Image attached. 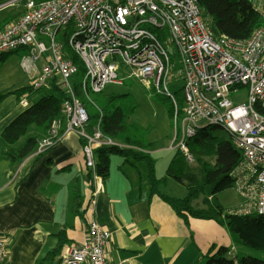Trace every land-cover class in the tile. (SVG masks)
Wrapping results in <instances>:
<instances>
[{
    "label": "built area",
    "instance_id": "1",
    "mask_svg": "<svg viewBox=\"0 0 264 264\" xmlns=\"http://www.w3.org/2000/svg\"><path fill=\"white\" fill-rule=\"evenodd\" d=\"M250 1L264 17L260 0ZM7 8L13 12L0 27V56L25 50L20 60L32 88L57 80L69 95L62 121L38 143L37 153L75 131L83 140L86 166L99 181L95 151L104 145L125 146L106 137L100 125L89 130L87 109L71 81L78 72L72 51L84 62L86 92L135 79L171 98L176 107L173 148L189 163L194 158L187 141L203 126H222L243 155L234 176L247 202L236 212L264 215V115L256 108L264 105V26L243 40L219 35L210 29L198 0H0V10ZM174 85L176 93L170 90ZM242 89L247 102L235 104L231 96ZM19 103L27 108L30 97ZM100 191L97 184L94 194ZM90 217L85 240L64 252L65 264H113L107 256L112 234ZM7 255L0 235V264H7Z\"/></svg>",
    "mask_w": 264,
    "mask_h": 264
},
{
    "label": "crops",
    "instance_id": "2",
    "mask_svg": "<svg viewBox=\"0 0 264 264\" xmlns=\"http://www.w3.org/2000/svg\"><path fill=\"white\" fill-rule=\"evenodd\" d=\"M259 4L264 8V0ZM19 104L13 94L0 103V235L8 252L7 264H38L57 245L58 240L52 235L62 227L67 228L74 244L81 243L86 238L91 214L112 234L107 256L114 264H200L217 244L230 245L231 256L239 254L233 243L234 235L226 225L196 217L184 220L158 194L151 196L140 163L133 165L114 155L120 157L115 168L118 174L113 172L111 158L110 175L96 181L86 168L83 140L75 131L67 133L44 153L34 151L16 163L3 159L2 133L26 109ZM36 134L35 127L28 137ZM22 138L20 146L26 141ZM148 141L153 144L150 153L155 159L154 154L167 149H156L154 142ZM172 160L170 157L165 171ZM157 164L156 160V174L161 178L166 173H158ZM170 179L159 188L161 194L185 198L188 190L180 183L173 186V194L163 191ZM97 184L102 191L95 195ZM77 188L82 195L83 190L86 192L79 213L72 210ZM216 199L223 206L218 195ZM193 205L204 207L203 197L194 199ZM87 206L86 213L82 212ZM80 214L87 215V220ZM221 231L227 236L225 239ZM71 245L64 246L59 258L41 264H65L63 254Z\"/></svg>",
    "mask_w": 264,
    "mask_h": 264
},
{
    "label": "trees",
    "instance_id": "3",
    "mask_svg": "<svg viewBox=\"0 0 264 264\" xmlns=\"http://www.w3.org/2000/svg\"><path fill=\"white\" fill-rule=\"evenodd\" d=\"M199 1L204 19L219 35L243 40L249 38L256 29L264 26V17L250 0ZM8 17L0 24V27L11 20L12 16ZM25 54L26 51L21 50V56ZM70 57L78 66V72L71 81L76 96L87 109L89 130L100 125L106 137L125 145L124 147L104 145L95 151L98 174L102 178L110 175L111 158L114 155L123 157L133 165L142 163L145 166L151 196L158 194L179 217L184 220H188L189 217L217 220L227 226L238 244L264 254V215L243 214L236 211L225 212L216 199L219 193L235 187L234 171L243 160L242 153L233 141L220 134L215 127L203 126L194 137L187 141L194 163H189L185 157L179 159L176 157L168 166L166 175L161 178L157 177L156 159L150 153L153 144L148 141V132L139 125L127 122L135 105L131 93H108L106 89L101 92L91 90L86 92L82 87L85 74L83 61L72 51H70ZM57 82L55 80L49 87L33 89L29 85L0 94V103L11 94L16 95L19 101L23 94L32 99L37 96V99L35 101L33 99L31 105L4 129L1 137L3 159L13 163L24 159L35 151L38 143L47 135L52 126L62 121L64 103L69 95ZM178 93L182 94L181 91ZM154 97L165 103L168 114L173 120V104L165 98L166 96L155 93ZM180 106L184 107L182 98H180ZM256 108L264 115V105L258 104ZM180 111L182 112V109ZM32 127L37 128V134L28 137L23 145L16 147L19 140L26 136ZM168 178L184 185L188 190V195L185 198H175L161 194L159 188L166 184ZM74 191L72 210L79 213L83 195L78 188ZM200 197H203L205 206H194L193 200ZM87 209L88 206L82 212L86 213ZM80 217L87 220L85 214H80ZM52 236L58 240V243L45 254L38 264L59 258L66 244H76L68 237L65 227ZM230 251L231 249L227 246H212L204 256L206 262L201 264H264V256H240L239 254L231 256Z\"/></svg>",
    "mask_w": 264,
    "mask_h": 264
},
{
    "label": "rangeland",
    "instance_id": "4",
    "mask_svg": "<svg viewBox=\"0 0 264 264\" xmlns=\"http://www.w3.org/2000/svg\"><path fill=\"white\" fill-rule=\"evenodd\" d=\"M13 10L11 8L0 10V23L3 22L11 13ZM171 52L173 61H178V56L176 55L173 48H168ZM21 56V50H16L10 53H7L5 55L0 56V94L7 93L10 90L26 87L29 84H31V80L26 75V73L20 68L19 61ZM176 67H180L179 64L176 65ZM121 73V72H120ZM51 84H49L47 87H49ZM178 85H174L170 88V90L173 93H176V88ZM106 91L108 93H131V95L134 98L135 105L133 112L128 117V122L130 124H137L143 129H145L148 132V140L154 142V147L156 149L158 148H167L165 151H161L159 153L154 154L157 160V169L158 173H163V175L166 173L165 166L167 162L169 161L170 157L171 159H174L176 157L182 158L184 157L183 153L180 151L175 150L171 148L170 144L172 146H175V137H176V128L173 124V120H171L168 109L165 103H163L161 100L154 97L155 93L153 92L152 88H146L142 83H140L138 80L132 79L127 81L124 85H114L111 84L107 86ZM165 97V96H164ZM177 102H178V110L182 109V106H180V98H182V94H177ZM172 104H173V118L176 113V107L173 103V101L168 98ZM232 100L235 104H242L246 101L247 98V91L242 89L238 92L232 94L231 96ZM34 101L37 99V96L33 97ZM32 97H30V102H33ZM23 107L22 104H19ZM25 108V107H24ZM216 130L227 137L230 138V135L227 131L221 129L220 127L216 126ZM35 127H32L29 133L26 135V137L22 138L24 141L26 138L33 134V130ZM180 138V137H179ZM23 141V142H24ZM19 142L16 144V147H19ZM112 146H118V145H112ZM120 157L113 156L112 157V168L113 172L115 174H118L117 165L120 163ZM86 164V163H85ZM140 168L144 171L143 164L140 163ZM87 168V166H86ZM89 174L93 176V173L91 170L87 168ZM121 173V171H120ZM179 183H177L175 180L170 179L167 187L163 190L165 192H169L173 194V188L178 187ZM174 186V187H173ZM183 188V187H182ZM186 190V189H184ZM83 195L86 197V192L83 190ZM218 198L220 201H222L223 208L225 209V212H233L240 209V207L244 206L247 202L246 195L239 190V187L235 185L234 188L225 190L218 194ZM222 235V238H226L221 231L220 233ZM232 243V240L229 244ZM233 243L237 247V251L239 255L245 256H256V257H263L264 254L261 251L249 248L244 245H240L236 242L235 239H233ZM218 246H221L220 244H217ZM216 246V247H218ZM230 248V245H228ZM203 261L201 263L206 262V257L202 259ZM200 263V264H201Z\"/></svg>",
    "mask_w": 264,
    "mask_h": 264
},
{
    "label": "bare ground",
    "instance_id": "5",
    "mask_svg": "<svg viewBox=\"0 0 264 264\" xmlns=\"http://www.w3.org/2000/svg\"><path fill=\"white\" fill-rule=\"evenodd\" d=\"M198 2H199V5H200V1L198 0ZM200 7H201V5H200ZM202 9V8H201ZM210 29L213 31V32H215V29L212 27V26H210ZM83 64H84V62H83ZM19 65H20V68L24 71V69H23V65H22V63H21V60L19 61ZM85 66V65H84ZM25 72V71H24ZM28 76V75H27ZM143 85L148 89V87L143 83ZM27 87V86H26ZM21 88H23V87H21ZM17 89H20V88H16V89H14V90H17ZM13 90V91H14ZM14 95V94H13ZM16 96V95H15ZM25 96V94H23V95H21V98L20 99H22L23 97ZM17 97V96H16ZM182 97H183V101H184V96H183V94H182ZM18 99V98H17ZM177 100V99H176ZM18 101H19V99H18ZM232 102H234L233 100H232ZM209 126H212V127H216V126H218V125H209ZM218 127H220L221 129H223V130H225L222 126H218ZM234 145L236 146V144L234 143Z\"/></svg>",
    "mask_w": 264,
    "mask_h": 264
},
{
    "label": "clouds",
    "instance_id": "6",
    "mask_svg": "<svg viewBox=\"0 0 264 264\" xmlns=\"http://www.w3.org/2000/svg\"><path fill=\"white\" fill-rule=\"evenodd\" d=\"M13 52V51H12ZM177 150V149H176ZM177 151H179V150H177Z\"/></svg>",
    "mask_w": 264,
    "mask_h": 264
},
{
    "label": "water",
    "instance_id": "7",
    "mask_svg": "<svg viewBox=\"0 0 264 264\" xmlns=\"http://www.w3.org/2000/svg\"><path fill=\"white\" fill-rule=\"evenodd\" d=\"M167 97V96H166ZM169 98V97H168ZM171 99V98H170Z\"/></svg>",
    "mask_w": 264,
    "mask_h": 264
}]
</instances>
